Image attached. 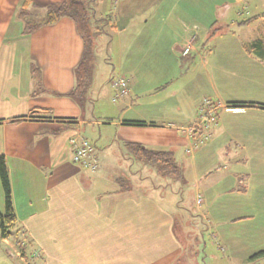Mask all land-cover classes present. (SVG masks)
Segmentation results:
<instances>
[{"label": "crops", "instance_id": "obj_1", "mask_svg": "<svg viewBox=\"0 0 264 264\" xmlns=\"http://www.w3.org/2000/svg\"><path fill=\"white\" fill-rule=\"evenodd\" d=\"M25 1L32 9L34 2L45 5L62 0H0V158L9 171L15 228L20 231L19 240L26 243V251L18 255L40 259L42 264H176L184 250L173 232V216L157 196L139 187L142 184L134 175H123L120 146L112 142V130L124 138L125 145L137 141L159 146L173 151L177 159L175 150L186 152L190 144L182 127L196 121V107L204 95L231 102L243 114L253 108L251 115L264 123V103L223 94L216 82L218 74L209 66L226 72L227 65L218 56L208 60L213 51L220 53L228 46L230 59L245 54L236 63V75H240L244 67L250 70L255 65L246 59L254 50L264 56V46L245 48L258 39L264 41V15L240 24L264 14V0L254 6L238 0H94L96 14L106 15L113 26L116 77L128 78L131 93L114 100L116 74L106 82L102 75H93L84 106L66 95L75 86V69L84 50L75 22L62 17L22 34L19 12ZM222 19L225 25L252 28L260 35L234 41L232 32L217 31L210 37ZM104 36H96L97 42ZM189 43L188 55H198L204 65L201 70L193 69L196 56L188 62L190 56L181 55ZM99 106L102 112L96 115ZM37 109L47 111L31 115ZM223 122L225 130L220 129ZM231 122L230 115H224L212 130L213 142L192 154L193 170L200 168L207 176L202 183L205 191L223 178L214 177L219 162L216 168L214 164L218 153L230 152L232 144L235 149L256 152L253 166L264 169V130L254 129L259 124L235 130L229 127ZM75 135L100 142L96 171L74 162L70 138ZM131 158L123 159L132 162ZM263 180L264 176L258 182L264 185ZM195 183L200 190L201 179L195 177ZM4 212L0 180V214Z\"/></svg>", "mask_w": 264, "mask_h": 264}, {"label": "rangeland", "instance_id": "obj_2", "mask_svg": "<svg viewBox=\"0 0 264 264\" xmlns=\"http://www.w3.org/2000/svg\"><path fill=\"white\" fill-rule=\"evenodd\" d=\"M238 1L241 4L250 1L252 6H254L263 0ZM246 11H242L244 16L247 15ZM104 16L107 18L106 15ZM43 17L41 15L40 19H43ZM223 21L222 19L214 27V31H210V37H213L214 34L218 35L216 34L217 31L232 32L235 35L233 36L234 41H248L251 38H258L260 35L258 32L255 34V30L250 31L252 28L243 29L238 26H232L230 22L225 25ZM114 33L109 26H106L105 38L99 43L94 36V38H91L95 42L91 52L93 75H102L105 82V79L110 78L112 74H116L117 72L116 50L114 54L113 46L115 47V45L112 46L114 44ZM227 51L228 46H223L220 53L215 50L211 55H208V60L218 56V60L227 65L226 72L221 70L215 71L212 66H209L213 74H218L216 82L219 89L223 91V94L231 98L238 97V99L257 100L263 104L264 56L259 57L254 50L252 57H247L246 59L249 60L248 62L251 60L252 64L255 65L251 66L250 70L248 66L244 67L240 75H236L238 72L236 63L244 59L245 54L238 58L233 56L230 59V53ZM202 52H206V50ZM205 55L207 56L206 53ZM188 56L191 58L188 62L192 61L193 57L196 56V63H194L193 69L201 70L203 63H200L198 55L191 53ZM188 62H186V65L189 64ZM231 66L233 67V71L231 70ZM202 71L205 73L203 69ZM117 75H113V77ZM226 78L230 80L229 84L225 82ZM106 90L107 87L105 88V93ZM205 98H213L214 103L218 101L222 103V106L217 108L215 117L218 123L212 127L209 141L213 142L215 135L212 133V130L218 128L222 117L227 114L230 115L232 121L229 125L231 129L241 130L244 127L248 128L252 124H259V127L254 129L264 130L263 121L251 115V112L255 109L249 108L248 112L250 114H243L236 108L235 104L209 95L202 96L196 107V114L199 105H204L203 100ZM226 106L233 107L235 110H229ZM86 107L88 108L87 102ZM95 111V114L99 115L102 109L99 106ZM105 114L106 111L102 115L104 116ZM96 117L101 118L102 116ZM241 125L247 126L241 128ZM220 129L225 130L224 122ZM112 131V142L118 143L117 145L120 146V158H118L122 162L123 175H134V178L144 185H139V187H145L149 193L157 196L173 216V232L181 242L184 250V255L176 264H264V257L256 255L259 251L264 250V185L258 182L264 176V169H258L253 166L255 157H258L256 152L241 151L239 148L235 149L234 144L231 145L230 152H219L215 161L216 163L214 162V166L219 162V168L215 166L218 173L214 177L221 176L223 178L219 180L213 189L205 191L202 183L205 182L204 179L207 176L203 174L200 168H194V171L191 167L192 154L195 152L188 154L184 150L182 152L175 150L177 159L182 165L187 180L184 181L183 178L174 180L159 174L156 167L132 159L130 150L123 144L124 138L115 132L117 130ZM95 141L97 145H100L98 140ZM147 147L152 148L153 146L149 145ZM154 148H159V146H154ZM126 157L131 158L132 162H127L123 159ZM241 157H243L242 160ZM204 159L205 157H201L200 161L203 162ZM223 164H226L228 167L224 169L222 167ZM214 166H211V168ZM188 168L192 172H189ZM143 177L145 180L141 181ZM195 177L201 179L200 190H197ZM262 182L264 184V180ZM198 193L203 194V196L201 195L202 197L199 196L197 199ZM11 231L12 238L8 242L2 238L0 232V264H42V260L40 259L33 260L29 255L24 257L18 255L20 248L16 241L20 238V231L16 228Z\"/></svg>", "mask_w": 264, "mask_h": 264}, {"label": "trees", "instance_id": "obj_3", "mask_svg": "<svg viewBox=\"0 0 264 264\" xmlns=\"http://www.w3.org/2000/svg\"><path fill=\"white\" fill-rule=\"evenodd\" d=\"M25 4L26 6L22 7L19 12V17L23 23L22 34H30L43 25L57 22L62 17H69L75 22L79 33L84 39V50L81 61L75 69V86L71 92L66 95L75 99L79 105L84 106V102L89 100L88 94L93 81L91 52L94 42L91 38L95 37L96 39V36L104 34L106 26L110 28L113 27L110 25V20L105 17H99L96 14L94 0H62L61 2H50L45 5L34 2L32 4V9H28V1H25ZM41 15L44 16L43 19H40ZM262 15L264 14L261 13L250 16L240 21V24H248ZM263 46V39H258L251 44L245 45V48L255 49L259 47L262 48ZM46 111L47 110L44 109H37L31 112V115H36L38 112L44 113ZM200 132L201 129L195 132V138H198L197 135H199ZM92 142L97 150L96 141ZM126 145L132 154V158L156 167L159 174L174 180H179L183 177L181 167L173 151L148 148L137 141H129ZM0 180L5 196V212L1 214L0 217V232L3 239H9L12 238L11 230L16 227L17 217L13 205L9 171L3 157L0 158ZM16 243L22 252L26 251V243L23 242L22 239H17ZM256 255L264 256V250L259 251Z\"/></svg>", "mask_w": 264, "mask_h": 264}, {"label": "built area", "instance_id": "obj_4", "mask_svg": "<svg viewBox=\"0 0 264 264\" xmlns=\"http://www.w3.org/2000/svg\"><path fill=\"white\" fill-rule=\"evenodd\" d=\"M191 43H189L182 51V55L187 56L191 50ZM112 85L115 89L114 100L119 97L129 95L131 88L129 80L125 76H118L112 79ZM213 98H205L203 100L204 105H199L197 109V119L189 126L182 127V132L189 138L190 144L186 149V153L191 154L198 151L203 144L209 141L211 136V129L217 125L216 111L219 106H222L221 102L213 101ZM229 110H235L233 107L226 106ZM201 129L198 138H195V132ZM197 134V133H196ZM70 143L74 146V162L80 164L87 170L96 171L98 169V157L96 155V149L92 140L88 137L75 135L70 138Z\"/></svg>", "mask_w": 264, "mask_h": 264}, {"label": "flooded vegetation", "instance_id": "obj_5", "mask_svg": "<svg viewBox=\"0 0 264 264\" xmlns=\"http://www.w3.org/2000/svg\"><path fill=\"white\" fill-rule=\"evenodd\" d=\"M5 240H7V239H5ZM23 257V256H22Z\"/></svg>", "mask_w": 264, "mask_h": 264}]
</instances>
